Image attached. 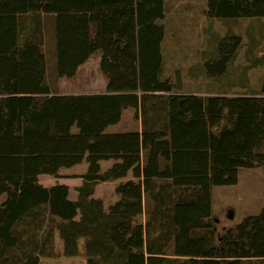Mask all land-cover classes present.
I'll list each match as a JSON object with an SVG mask.
<instances>
[{
  "label": "trees",
  "instance_id": "trees-1",
  "mask_svg": "<svg viewBox=\"0 0 264 264\" xmlns=\"http://www.w3.org/2000/svg\"><path fill=\"white\" fill-rule=\"evenodd\" d=\"M205 15L263 18L264 0H206ZM163 18L164 0H0V264H40L54 231L65 256L83 239L85 264H166L167 245L181 264L264 260V208L217 236L210 222L212 188L264 166V81L263 96L173 92L179 78L161 79ZM240 45L222 37L205 74L223 75ZM95 53L104 93L51 92L47 80L74 78ZM128 108L141 130L107 132ZM83 163L75 200L38 182ZM118 180L104 210L94 184ZM146 200L150 217L137 222Z\"/></svg>",
  "mask_w": 264,
  "mask_h": 264
},
{
  "label": "rangeland",
  "instance_id": "rangeland-1",
  "mask_svg": "<svg viewBox=\"0 0 264 264\" xmlns=\"http://www.w3.org/2000/svg\"><path fill=\"white\" fill-rule=\"evenodd\" d=\"M206 0H164V18L157 21L165 30L161 51L163 65L161 79L176 82L179 78L180 87L173 92H195L206 97L209 95L228 96H263L261 92L264 81V67L261 59L264 57V17L238 19H210L205 15ZM235 34L240 36L241 45L236 56L228 64L226 72L219 77H209L205 74L204 64L217 58V42L225 36ZM50 36V35H49ZM50 42L48 50L51 52ZM48 53V54H49ZM51 58V56H50ZM96 56L91 61L94 62ZM91 64V63H90ZM81 69L74 78V85L69 87L76 92H86L82 89L87 73L97 72L92 69ZM85 71V72H84ZM70 82V81H67ZM76 84V86H75ZM78 87V88H77ZM75 92V91H74ZM167 94V93H165ZM165 94H161L166 96ZM128 108L117 127L123 131L136 130L137 121ZM116 128V127H115ZM109 132V131H107ZM257 152L264 153V140ZM111 165V161L101 163V170ZM77 180L72 187L71 199H76ZM117 182H98L94 184L92 197L100 199L104 210L118 200L114 192ZM5 195L0 196V204ZM211 226L214 236L223 234L227 229H234L246 216L256 215L264 208V166L241 168L238 172V182L234 185L214 186L211 191ZM152 210V202L146 200L145 211L136 218L144 223ZM48 217L44 225L48 228ZM37 236L44 237L45 232L36 231ZM78 252L69 257L63 254V244L57 231L53 234V256H41L40 264H85L88 256L85 253L83 239L78 240ZM171 245H167L166 264H181L183 259L171 255ZM248 264H264V260H254Z\"/></svg>",
  "mask_w": 264,
  "mask_h": 264
},
{
  "label": "crops",
  "instance_id": "crops-1",
  "mask_svg": "<svg viewBox=\"0 0 264 264\" xmlns=\"http://www.w3.org/2000/svg\"><path fill=\"white\" fill-rule=\"evenodd\" d=\"M42 27L43 28H41V30H44V26H42ZM47 30H48V28H47ZM49 33H51V35H52V33H53L52 29L50 30ZM49 33H45V31H44L45 36H44V40H43L44 44L42 45L43 48H47L48 47L47 40H46V34L49 35ZM51 43H53V40H52ZM94 56H96V58H95L96 61L92 62L91 59ZM100 58H101V54L95 53L83 65H81L78 68L77 73H79V71L81 72V69H83V67H84V69L86 68L85 70L87 71V69H91V67H89V65L92 64V66H93L92 69H96V71H97V72H95V74L91 73V71H90L89 73H87V76L84 79V83L82 85V87H83L82 89H87L88 91H86V92H83V91L76 92V89L69 87V83L73 84V85H74V83H76L75 80H74V78H76V76H77V74H76V76L74 78H72V79L58 78L56 81H53V82H50V80L49 81L47 80V82L49 83V87H50L51 92L53 94L56 93V94H66V95H70V94H97V93H104L106 91L107 81L103 77L101 72L99 71ZM67 81H70V82H67ZM75 86H76V84H75ZM192 93L196 94L195 92H192ZM182 94H189V93L188 92H182ZM126 110L127 109L123 110L122 117H123V114H124V112ZM128 114H130L129 116H131V114L133 115L134 114V110L133 109L130 110ZM133 117H134V115H133ZM136 121H137L136 130L140 131L141 128H142L141 121L139 119H135L133 121V125H135ZM119 123H117L116 125L108 127L106 129V131H109V133L128 132L129 131V130L128 131H123V130L119 129L117 127V125H119ZM73 130L75 131V129H73ZM131 131H135V130H131ZM85 170H86V164L85 163L77 165V166H73V167L67 168V169L66 168H62V169H60V172H59L61 177H57L56 178V177H52L50 175H40L38 177V182L44 187H51V186H53L55 184L67 185L68 186V190H69V198H73V197H71L72 187L75 184L76 180L79 182L77 184L81 185L82 179L80 177H71V176L72 175H78L79 176V175L83 174L85 172ZM116 182L118 184L119 180L116 181ZM4 195L5 194H1L0 196H4Z\"/></svg>",
  "mask_w": 264,
  "mask_h": 264
}]
</instances>
